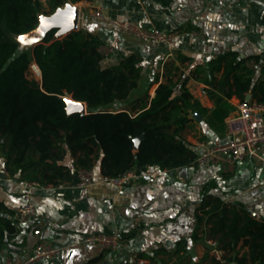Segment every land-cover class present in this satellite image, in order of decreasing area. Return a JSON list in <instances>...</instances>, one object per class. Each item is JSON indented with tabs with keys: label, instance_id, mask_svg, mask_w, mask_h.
<instances>
[{
	"label": "trees",
	"instance_id": "16d2710c",
	"mask_svg": "<svg viewBox=\"0 0 264 264\" xmlns=\"http://www.w3.org/2000/svg\"><path fill=\"white\" fill-rule=\"evenodd\" d=\"M80 1L46 0L45 7L42 0H0V157L4 167L11 176L47 186L70 178L68 158L75 168L92 169L99 160L104 176L193 165L198 153L183 131L194 119L190 114L206 108L191 94L187 87L190 75L181 72L177 63L166 64L164 72L140 92L142 57L133 53L117 64L105 65L99 51L101 39L92 32L79 29L53 41V29L34 48L19 47L14 35L35 28L39 13L49 14L67 2ZM33 61L41 82L28 77ZM208 64L210 74L204 80L222 117L229 114L228 100L233 96L241 102L264 104L262 56L241 57L230 51ZM161 77L151 97L149 88ZM179 86L180 93H176ZM66 93L85 102L88 113H69ZM249 93L252 98L247 100ZM140 136L136 150L135 139ZM203 215L207 238L218 242L232 264H264V220H257L243 203L213 197ZM13 216L0 201V249L17 231ZM241 240V247H248L243 254ZM161 253L174 254L159 248L152 254L140 252L125 264H140L145 259L155 262ZM102 259L101 254L85 264Z\"/></svg>",
	"mask_w": 264,
	"mask_h": 264
},
{
	"label": "crops",
	"instance_id": "0c3cea01",
	"mask_svg": "<svg viewBox=\"0 0 264 264\" xmlns=\"http://www.w3.org/2000/svg\"><path fill=\"white\" fill-rule=\"evenodd\" d=\"M43 4L47 7L46 0ZM73 4L80 7L79 29L92 32L102 44L115 47L116 51L104 59L105 65L117 64L133 53L142 57L144 76L140 92L158 73L164 72L166 64L177 63L181 72L190 75L187 87L206 111L190 114L194 119L183 131V137L198 154L205 147L233 138L229 120L237 115L240 100L236 96L230 98L229 114L222 117L204 79L210 74L209 60L226 52L264 58L261 0H82ZM98 7L112 19L130 20L144 28L175 29L179 32L177 44L170 49L162 44L143 43L95 18L93 12ZM250 65L254 66L252 62ZM221 74L222 71L216 75ZM162 81L163 77L150 87L151 97ZM176 93H180V86ZM65 163L71 168L70 178L58 185L37 188V216L29 225L17 226L16 233L0 249V264H5L10 255L31 252L42 240L58 253L35 264H85L101 254L103 259L96 264H125L140 252L152 254L159 248L174 254L161 253L155 262L145 259L140 263L216 264L207 243L203 215L207 202L212 204L213 197L239 201L257 220H264V144L257 147L256 154L246 155L229 168L220 163L194 162L123 187L100 181L104 175L99 160L92 168L97 182L81 187L80 168L74 167L72 158ZM0 166L4 167L1 157ZM21 181L0 172V201L14 212L15 220L22 203ZM94 233L118 235L119 247L101 253L91 245L72 247L78 239ZM242 243L241 240L239 248ZM247 251V246L241 247V254Z\"/></svg>",
	"mask_w": 264,
	"mask_h": 264
},
{
	"label": "built area",
	"instance_id": "2783aa9c",
	"mask_svg": "<svg viewBox=\"0 0 264 264\" xmlns=\"http://www.w3.org/2000/svg\"><path fill=\"white\" fill-rule=\"evenodd\" d=\"M261 1L264 3V0ZM93 16L111 23L122 32L137 38L143 43L162 44L170 49H173L177 44L179 32L175 29L144 28L140 24L130 20L112 19L100 7L95 9ZM99 51L107 58L116 49L113 45L101 44ZM229 132L233 135L231 140L228 142H217L213 146L205 147L198 154L194 162L196 164L220 163L224 168H229L246 155L256 154L257 147L264 144V104L257 101H240L237 115L229 120ZM199 145L203 146L204 143ZM163 171L151 168L146 172H138L132 169L117 176H103L100 181L111 186L123 187L139 179L154 178ZM0 172L6 176H10L9 171L3 166H0ZM78 174V185L81 187H86L97 182L94 178V171L91 168H80ZM39 186L40 184L35 181H21L22 203L17 210L16 216L19 226L29 225L37 216L34 193ZM120 242V237L116 234L94 233L78 239L72 244V247L91 245L101 253L106 250H116ZM207 243L218 264H232L227 258L225 250L219 246L216 240L210 238L207 239ZM57 253L58 250L55 247L42 240L29 253L8 256L5 264H35L51 258Z\"/></svg>",
	"mask_w": 264,
	"mask_h": 264
},
{
	"label": "water",
	"instance_id": "95a60500",
	"mask_svg": "<svg viewBox=\"0 0 264 264\" xmlns=\"http://www.w3.org/2000/svg\"><path fill=\"white\" fill-rule=\"evenodd\" d=\"M80 25V7L71 2H67L65 5L58 7L54 12L46 14H38V24L31 31L14 35L15 40L18 42L19 47L22 49H31L36 45L42 43L47 33L53 29H56V33L53 37V41L62 39L66 35L73 31H78ZM23 37V40H21ZM251 94H248V100L251 99ZM65 98L67 100V110L69 113L79 112L81 114H87V104L85 102L76 101L66 93ZM198 119V114L194 115ZM142 140V136L135 139V149L139 148V144ZM103 264H107L104 261ZM140 264H145L141 262Z\"/></svg>",
	"mask_w": 264,
	"mask_h": 264
},
{
	"label": "rangeland",
	"instance_id": "374dc122",
	"mask_svg": "<svg viewBox=\"0 0 264 264\" xmlns=\"http://www.w3.org/2000/svg\"><path fill=\"white\" fill-rule=\"evenodd\" d=\"M42 2H44V0H42ZM34 63H36V62L33 61L31 66H30V69L28 71V77L29 78H34V79L38 80L39 82H41V72H40L39 69L37 70L34 67ZM144 90H145V88H144Z\"/></svg>",
	"mask_w": 264,
	"mask_h": 264
},
{
	"label": "bare ground",
	"instance_id": "6f19581e",
	"mask_svg": "<svg viewBox=\"0 0 264 264\" xmlns=\"http://www.w3.org/2000/svg\"><path fill=\"white\" fill-rule=\"evenodd\" d=\"M34 67L38 70L39 68H38V66H37V64H34Z\"/></svg>",
	"mask_w": 264,
	"mask_h": 264
},
{
	"label": "snow or ice",
	"instance_id": "6c2138e0",
	"mask_svg": "<svg viewBox=\"0 0 264 264\" xmlns=\"http://www.w3.org/2000/svg\"><path fill=\"white\" fill-rule=\"evenodd\" d=\"M21 40H23V37H21Z\"/></svg>",
	"mask_w": 264,
	"mask_h": 264
}]
</instances>
